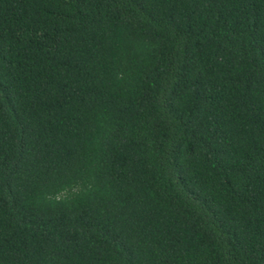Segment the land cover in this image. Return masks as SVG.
<instances>
[{
	"label": "trees",
	"instance_id": "trees-1",
	"mask_svg": "<svg viewBox=\"0 0 264 264\" xmlns=\"http://www.w3.org/2000/svg\"><path fill=\"white\" fill-rule=\"evenodd\" d=\"M0 264H264V0H0Z\"/></svg>",
	"mask_w": 264,
	"mask_h": 264
}]
</instances>
